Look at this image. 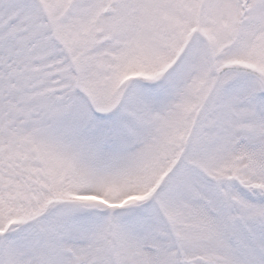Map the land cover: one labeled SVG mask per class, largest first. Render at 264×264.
<instances>
[{"label": "snow or ice", "instance_id": "snow-or-ice-1", "mask_svg": "<svg viewBox=\"0 0 264 264\" xmlns=\"http://www.w3.org/2000/svg\"><path fill=\"white\" fill-rule=\"evenodd\" d=\"M0 264H264V0H0Z\"/></svg>", "mask_w": 264, "mask_h": 264}]
</instances>
